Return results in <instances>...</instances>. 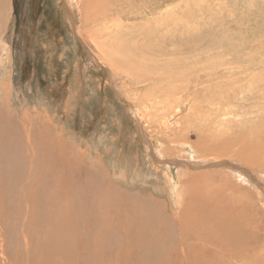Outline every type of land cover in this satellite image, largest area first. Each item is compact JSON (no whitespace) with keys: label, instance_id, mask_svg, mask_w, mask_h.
<instances>
[{"label":"rangeland","instance_id":"1","mask_svg":"<svg viewBox=\"0 0 264 264\" xmlns=\"http://www.w3.org/2000/svg\"><path fill=\"white\" fill-rule=\"evenodd\" d=\"M90 4L94 12L92 17ZM65 6L73 15L72 22L62 0H0V85L3 86H0V150L7 146L5 149L8 152L3 154L0 151V163L7 160L5 164L12 167L10 162H14V158L19 160L18 152L23 148L21 172L3 178L0 164V264H43L44 261L52 264L54 258L59 259L51 242L48 245V248L51 245V251L46 252L41 248L42 239L52 235L51 231L44 230L45 226H53L52 220L59 215L39 204L40 195L45 192L42 180L46 174L42 175L37 170L47 164L46 160L50 157L48 154V157L45 156L44 146H39L43 144L52 145L53 154L57 157L59 152L57 159L68 161L71 171L75 172L78 167L77 174L68 176L70 182L67 188H70L72 182L79 185L75 190L78 201L77 198L74 200L73 193V199L68 203V213L74 220L77 219V225L80 221V237L77 236L78 240L72 239L70 233H66L70 245H75L74 249L77 250L74 252L71 248L70 251L69 242H66L63 251L66 264H94L102 258L110 259L111 253L104 248L109 240L111 247L108 246V249H112L114 241L111 236L116 240L115 247L123 253L121 255L127 258L130 255L129 259L126 258V264H134V260H140V257L134 259L133 256L138 253L132 255L125 252L127 248L138 252L147 241L150 244L152 239L161 240L163 237H170L168 239L174 241L172 234L187 237L190 229L193 234L190 233L189 241L195 244L202 241L201 244L211 252L212 248L215 249L214 245L210 247L199 236L202 235L199 220L191 222L189 211L180 215L182 197L179 196L182 191L178 196L177 186L180 180L190 179L189 173L184 169L179 170L173 163L167 168L165 163H159L165 159L160 151L163 140L160 143L157 140L169 136L173 126L180 130L183 125H191L187 132L196 129L201 123L199 121H204V118L201 116V107L198 112L194 109L204 100L208 101V105L209 100L218 105H227L226 113L230 114L219 120L233 127L246 126L247 130L252 125L254 132L264 137V0H91L90 3L89 0H68ZM84 6L90 15L85 27L82 26L81 15ZM98 14L108 18L109 22L119 19V22L128 25H113L107 32L101 26L106 21ZM91 22L96 23L90 27ZM87 26L90 27V35L100 32H103L102 36L106 35L101 39L106 50L112 55L115 52L114 57H119L122 49L132 51L136 48L133 56L130 52L123 56L126 64L122 59L114 60L117 65L127 70L129 68L132 73L136 72L133 65L143 63L141 58H149L141 50L142 46L145 47L151 55L149 61L141 64L146 74L142 76L140 69L135 73L136 78L123 75L112 82L114 71L108 62L99 57L101 45L96 48L93 42L86 39L84 28ZM79 32H82V38ZM167 64L177 69L179 74L189 73L192 80H202L198 86L195 82L190 83L193 96L187 97L184 92L160 96L156 92L155 85L148 78L152 72ZM220 64L222 67H217ZM214 69L217 74L213 77L211 72ZM222 69H228L233 75ZM163 102L170 105L165 116L157 118L156 114L151 113L150 117L147 115V106L153 103L160 106ZM205 108L212 112L216 109L210 105H205ZM192 110L194 115L190 113ZM174 115L177 117L174 118ZM223 126L227 127V124ZM56 138L60 139L54 142ZM189 139L194 141L195 137L189 136ZM9 140L11 151H7L10 149L6 143ZM167 145L171 147L168 153L176 147L174 144ZM176 153L177 161L179 157L190 159V163L195 166L189 168L190 172L201 170L202 175V171L208 170L204 167L208 162L203 159L199 163L198 154L188 145L177 148ZM8 157H11L10 160ZM38 159L41 163H37ZM57 168L55 163V181L58 180ZM224 170V174L230 176V180L223 178L227 183L225 187L228 198L236 195L241 188L247 189L246 192L250 194L247 201L235 206L237 212H228L234 213L232 217L235 216L229 220V226L232 222L231 228L241 229V234L249 236L244 247L247 252L240 258L235 256L237 262L241 260L240 264H264V176L257 175V183L246 175L227 168ZM34 171L37 175H33ZM250 176L255 177L253 173ZM105 181L107 183L104 184ZM89 182L94 183V188H90V184L82 187V183ZM90 190L93 193L89 208L86 200ZM133 196H137V199ZM102 199L104 205L101 204ZM143 201L159 208L162 217L172 220L162 227L135 219L136 212H128V209L150 207ZM114 205L119 210L112 212ZM197 206H200L197 212L201 222L212 225L208 216L210 209ZM35 209L36 214L32 217ZM99 209L103 210L100 212ZM63 211L64 208L61 213ZM50 213L55 215L48 217L52 221L51 225H33V221L41 222L42 217ZM96 213H102L101 223L94 222L95 219L102 220ZM110 222L111 233H107V223ZM184 227L186 230L188 228V232ZM247 227L255 230L249 231ZM212 235L214 239L217 236L215 232ZM193 236L196 237L192 239ZM66 240L59 239L61 242ZM230 247L235 251L239 249L236 246ZM144 252L151 256V251ZM213 252L223 257L218 249ZM106 254L108 257H105ZM246 255L248 258L244 257ZM198 256H193L196 261L201 258ZM142 261L139 263L145 264L148 259L143 257ZM224 262L226 264V259ZM150 263L158 264L159 259Z\"/></svg>","mask_w":264,"mask_h":264},{"label":"bare ground","instance_id":"2","mask_svg":"<svg viewBox=\"0 0 264 264\" xmlns=\"http://www.w3.org/2000/svg\"><path fill=\"white\" fill-rule=\"evenodd\" d=\"M62 2H63L64 7H66L65 5L68 4V0H62ZM90 2H91V0H89V3ZM2 7H4V5H2ZM2 7H0V8L2 9ZM86 8L87 7H85V6L83 7V13L81 14L83 16V20H82V22H83L82 26L83 27H85L88 24V15L89 14H88ZM68 10L69 9L66 7L65 12H68ZM90 12H91V17H92L94 15L92 4H90ZM9 14H10V12H9ZM98 15H100L99 17L103 18L106 21V23L101 24V26L104 27L107 32L109 31L110 26L112 27L113 25H128V24H124L125 22H119V19H116V20L112 19V21L109 22L108 18L103 17L101 14H98ZM72 16H73L72 13L68 12V17L70 18L71 22L73 19ZM92 20H93V18H92ZM170 20H173V19H170ZM95 23L96 22H91L90 27H92ZM107 23H109V24H107ZM129 25H132V24H129ZM90 27L87 26L86 29L84 28L85 37H86V39H88L89 42H93L95 44L96 48H99L98 45H101L102 50H100V49L98 50L99 54L101 55L99 57L101 59H103L104 61L108 62L109 66L113 69L114 75L112 74L113 77L111 76L112 82H114L117 77H122L123 75L130 77V78H133V77L136 78L135 73L138 72L140 69H141V75L142 76H144L146 74V72L142 69V65H143V63L150 60L151 55L148 53V51L146 50L145 47L142 46L141 50L144 52V55L148 56L149 58H147V60H143V58H141V61H143V63H139L138 66L133 65L134 69H136V72L132 73L129 70V68L127 70L124 68V66L120 67L119 65H117L116 62H114V60H121L127 52H130V54L133 56V52H135L136 48L132 51H130L126 48L122 49L120 52V56L114 57L115 52L112 55L108 49L106 50V45L101 39L102 37H105L106 35L102 36L103 32H100L97 35H90L88 33V29ZM78 31H79V29H78ZM94 31H97V30L94 29ZM82 32H79L80 34H78L79 36H81V38H82V34H81ZM140 56H141V54H140ZM212 56L213 55H211L210 57L212 58ZM93 57H94V59H96V57L94 55H93ZM132 60H134V59H132ZM122 61L125 62L126 59H122ZM213 63L214 62H212V64ZM125 64H126V62H125ZM125 64H123V65H125ZM121 66H122V64H121ZM217 67H222V65L220 64ZM209 68H211V67H209ZM215 69L213 70V72H211L213 77L217 74V73H215L216 72ZM219 69H221V68H219ZM207 70H209V69H207ZM223 71H227L228 74H231V73H229L231 71H229L228 69H225ZM177 72H178L177 69L172 68L167 64L163 68H160L157 71L152 72L148 79L151 80L152 83L155 85V90L157 93L160 94V96L170 95V94L174 95V94H178V93H182V92H184L187 97L193 96L190 93V83L195 82L196 85L198 86L199 84H201L202 80H200L199 78L192 80V76L191 75H190L191 77L188 76L189 73L179 74ZM207 73H209V72H207ZM231 75H233V73ZM227 76H229V75H227ZM226 78H228V77H226ZM0 86H2V85H0ZM6 89H5V91H6ZM205 101L206 100H204V103L203 102L199 103L200 106H198L197 108L194 109L195 112H198L200 110V107H201V110L203 112V114L201 116L204 118V121H202V119L200 118L201 121H199V122H201V123L197 125L196 129H194L193 131L187 132L186 130H189L191 128V125L190 126L183 125V127L180 130H177L174 126L173 127L171 126L172 127L171 128L172 133L169 134V136H166V137H163V138L157 140V141H159V143H160V141L163 140L162 141L163 147H162V150H160V151L162 152V155H163V156L162 155L161 156L165 159L164 162L161 161L159 163H161V164L165 163L164 164L165 168H167L169 165H171L170 163H173L174 165L179 167V170L184 169L187 173H189L190 179L184 178V179L180 180L181 184H180V182H178L179 184L177 186V189L179 190V192L177 193L178 196L180 194V191H182V195L180 194L181 196H179V197H182V202H181V204H179V205H181L180 215L183 216L186 211H189L190 215H191V222L192 221L196 222L197 220H199V223H201L200 228L202 231V235H199V234L198 235L200 236V238H202V240L206 244L210 245V247L214 245L215 249H218L221 252V254L223 255V257L220 256L218 254V252H217V254H218V256H217L216 253L213 252V250H215L214 248H212L211 252H208L207 248L201 244L202 241H200V243H198V244H195V243H192V241H189L190 240V233L192 232V234H193V231H191V229H190L189 230L190 233H188L187 237H184L183 234H182L183 236L181 234L178 236L176 233L173 232L174 234H172V235L174 237H172V238H173V240L175 239L174 241H170L168 239L170 237H163L161 240L160 239H152L153 242L150 244H149V241H147L144 245L141 246L142 250H139L138 252H135L134 249H131V248H127L126 250H124L125 252H127V251L130 252L132 255L134 253H138V254H135V256H133L134 259L139 256L140 260L142 261V258L144 257L145 260L148 259V262H146V263H150L152 261L159 259L158 264H225L224 259H226V264H231V262H233L235 264H240L241 260L238 259L239 261L237 262V257L240 258V256L245 255V252H247L244 250V247H245V244H246L249 236L246 237L245 235L241 234V231H240L241 229H236V227L231 228L232 222L230 223L231 226H229V224H228L230 222L229 220L234 219L235 216L232 217V215L234 213L230 214L228 212L230 210H234L235 212H237L235 209V206H239L242 202L247 201L250 198L249 197L250 194L248 192H246L247 189L241 188V190L240 189L238 190V193L236 195H234V196L231 195L228 198L226 196L227 189L225 187L227 185V183L225 180H223V178L226 180H230V176L226 175V173L224 174V171H225L224 168H227L230 171L240 173L241 175H246L248 178H251L252 182L256 181L255 179H256L257 175L258 176H264V142L259 141V140H264V137L258 136V134H256L254 132L252 125H250L249 129L247 130L245 125H244L245 127H243V125H237V126L233 127V125H229L228 123H224V120H222V121L219 120L218 118H223L224 116H227L230 114V112L226 113L227 105L226 104L218 105L217 102L214 101L215 103H213L212 100L211 101L209 100V102H210L209 105L213 109L216 108L215 111L212 112V111H209L205 108V105L209 106L208 101H206L207 103H205ZM155 102H158V101H155ZM178 102L179 101H177V103ZM161 104L162 105L157 106L153 103V104H150L149 106H147L146 107L147 115L150 117L151 113H152L151 115L156 114L157 118L165 116L166 112L168 111V107L170 105H168L165 102H163ZM178 107L179 106L177 104L176 108H178ZM194 111L192 110L190 112L191 115H194ZM175 117H177V115H174V118ZM6 121H8V120H6ZM154 124H155V122H154ZM211 124H216V125H211ZM224 124H227L228 128L224 127L223 126ZM206 125L209 127H207ZM154 126H156V125H154ZM247 128H248V126H247ZM235 132H237V133H235ZM188 134H190V135H188ZM28 135H30V133ZM142 136H143V134H142ZM189 136L195 137V140L190 141ZM59 139L60 138H56L54 140V142H57ZM146 140H147V136H146ZM9 142H11V140L6 142L7 145L10 147V149L7 151H11L12 145ZM167 144H172V145L174 144L176 147L174 150H172L170 153H168V151L171 150V147H169V145H167ZM186 144L189 147L193 148L194 151H196V154H198V159H200L199 163H201V161L203 159L206 162H208L204 166L205 168H208V170L202 171L203 172L202 175L200 174L201 170L196 172V173L189 171L190 167H195L192 163H190V159H188L186 157H184L185 159H183V157L182 158L179 157V161H177L176 158L178 157V153H176V149L181 148V147H186L187 146ZM1 145H3L2 142H1ZM39 146H41V147L44 146L46 157H48L47 154L50 155V157H49L50 159L47 158V160H46V158L44 157L47 164H45L44 166H41V168L37 170V172L42 174V175L46 174V175H43V180H42L44 183V186H45V192L40 195L39 204L41 203L42 205H45L48 210H51L53 212H57L59 214L56 216L57 218L55 220H52L53 226H51L49 228L45 226L44 230L45 231H51L52 235L50 234L51 237L48 239H42L43 246H41V248L43 247V250H46V252H47V250H50L49 248L51 247V245L49 246V248H48V245L51 242L54 250H56L55 251L56 255L59 257V259H57V260H55V258H54L52 264H66L67 263L66 258H65L64 253H63V251H65V248L67 246L66 242H67V244L69 242L66 233L69 232L70 233L69 236H71L72 239L76 238L77 240L79 239V238H77V236L80 233V231H79L80 221H78V225H77L75 222L77 219L74 220V218L70 215V213H68L69 212L68 211V203L70 200L73 199L74 194H75L74 200H76V198H77V201H78V196L76 195L75 190L77 191L79 185L77 186L76 182L75 183L72 182L70 188H67V186L69 185L68 182H70V181H68V179H69L68 176L73 175V174H77L78 173V171H77L78 167H76L75 172L71 171L72 168L68 165V161L63 162L64 160L61 161V160L57 159L59 156V152H58L57 157L53 154L54 147H52V145L43 144V145H39ZM6 147L7 146H5V148ZM5 148H2L0 150V151H2L3 154L8 153V152H6ZM22 150H23V148H22ZM22 150L18 152V155L20 157L19 160L22 159V152H23ZM12 152H13V150H12ZM43 152H44V150H43ZM181 155H183V154H181ZM10 158H9V160H10ZM14 159H15L14 162H12V163L10 162V165L12 164V167L15 170L12 169L11 166L6 165L7 160H6V162L2 161V163H0L1 164V170L3 172V178H6L7 176H10L11 174H15V172L18 173V171L21 172L20 169H22V163H23L22 160L23 159L21 160V163H19L18 159H16V158H14ZM40 159L37 160L38 161L37 163H41ZM16 160H18V162H15ZM45 160H44V162H45ZM56 160H57V162H56ZM44 162H43V164H44ZM258 162H262V163L259 164ZM55 163H57V165H58V168L56 170V171H58V180L56 178L57 181H55V177H54ZM2 164H4V165L2 166ZM37 167H39V166H37ZM23 172L24 171L22 170V173ZM250 173H253L255 177H251ZM33 175H37L35 173V171H34ZM199 175H201V177L197 178V176H199ZM40 176H39V178H40ZM10 177H12V176H10ZM13 180H15L14 177H13ZM256 182L258 183V181H256ZM105 183H107V182L105 181L104 184ZM88 184H90V188H94L92 186V185H94L93 182L82 183V187L85 185H86L85 187H88L89 186ZM101 184H103V183H101ZM195 188H197V191H195ZM102 189H104V188H102ZM34 190L36 191V189H34ZM81 192H83V191H81ZM104 192H106V191H104ZM200 192H202V193H200ZM92 193H93L92 190L88 191V193H87V195H88V199L86 200L87 201V207L92 205ZM85 197L86 196H84L83 198H85ZM133 198L137 199V196H133ZM97 199H99V198L97 197ZM94 200H96V199H94ZM231 200L233 202H231ZM108 201L109 200H107V202ZM103 202H104V199H102V201H101L102 205H104ZM94 203H96V202H94ZM114 203L115 202H113V204ZM144 203H146L145 205H150V207H146L144 209H137V210L133 209V208H129L128 212L135 211L136 212L135 219H141L142 223L153 222V223L158 224L159 226H162V227H164L168 221L172 220V218L166 219V218L162 217L161 213L159 214V212H160L159 208H156L151 203H149V202H144ZM225 204H227V205H226V208L224 210ZM129 205H127V206H129ZM197 205H202L203 207L206 206V209H210V212H209L210 215H208V216H210L209 221L213 226L212 225L208 226V225H205L204 222H201L200 216L198 218V215H200V214H198V212H197V210L200 206H197ZM249 206H250V204H249ZM130 207H131V205H130ZM242 207H243V205H242ZM251 207H252V205H251ZM63 208H64V211H63V213H61V210ZM107 209L109 210V208H107ZM91 210L93 211L94 209H91ZM95 210H96V208H95ZM100 210L101 209H99V211ZM118 210L119 209L117 208V206H115L112 209V212L118 211ZM202 210H203V212H205L204 209H202ZM246 211H248V208ZM102 213H98V214L96 213L102 220L99 221V220L94 218L95 223H101L103 221ZM144 213H147L148 215H145ZM196 213H197V216H196ZM35 214H36V209H35V212H34V210L32 211V217H34ZM240 214H242V213H240ZM248 214H250V213H248ZM52 216H55V215L50 213L48 216H46V215L43 216L42 217L43 219H41V222H39L40 220L33 221V219H32V221L34 223L33 225L35 226L36 223L37 224L38 223H40V224L44 223V225H51L52 221L49 218H51ZM105 216H106V214H105ZM60 217H62V218H60ZM254 218H255V216H254ZM110 220H111V218H110ZM247 220H248V218H247ZM105 222L103 224H105ZM185 222H186L185 224L187 225L188 224L187 220H185ZM207 222H208V220H207ZM107 224H108L107 225L108 228H107L106 232L111 233V222L107 223ZM234 224L235 223H233V226H234ZM254 224H255V222H254ZM97 226H98V224H97ZM97 226H95V227H97ZM198 226H200V225H198ZM39 228H41V227H39ZM85 228H87L89 230V228L87 226H85ZM91 228H92V226H91ZM42 229H43V227H42ZM42 229H41V231H42ZM233 229H236V230H233ZM247 229L249 230V227H247ZM185 230H186V228H185ZM251 230H255V229L253 228ZM251 230H249V231H251ZM91 231H90V233H91ZM186 232H188V228H187ZM213 232H215V234H217L215 239L213 238L214 236L212 235ZM93 233H95V232H93ZM101 234H102V232H101ZM195 235L197 236V234H195ZM88 236H90V235H88ZM196 236H193L192 239H194ZM78 237H80V236H78ZM111 237L113 238V241H114V243L112 242L113 245L111 244L112 249L111 248L108 249V246H110L109 240L107 241V244L105 245V248H104L105 251L108 250V252L111 253V258L110 259L109 258L108 259L102 258L100 260L95 261L94 264H126L127 256L121 255V253H122V252H120L121 250L118 251V249L115 247L116 246L115 238L113 236H111ZM60 238L63 240H66V238H67V240L65 242L64 241L61 242V241H59ZM96 241H98V240H96ZM78 242H80V241H78ZM172 242H174V244L177 243V245L175 246ZM87 243H88V241H87ZM87 246L90 248L89 245H87ZM230 246H236L239 249H237L238 251L236 250L237 251L236 252L235 249L231 248ZM74 247H75V245L72 246V245H70V242H69L68 249L69 250L71 248L74 249ZM83 247H84V245H83ZM75 249H74V252L77 251ZM97 249L99 250V247ZM110 249H111V251H110ZM92 250H94V249H92ZM196 250H198V251L193 252ZM105 251H103V252L105 253ZM144 251H147V252L151 251V256L148 255ZM78 253H80V252H78ZM72 254H68V255L71 256ZM194 254L199 255L201 258L196 261L195 257H193ZM91 255H93V254H91ZM120 255H121V257H120ZM129 256L130 255H128L127 259H129ZM199 256H198V258H199ZM235 256H237V257H235ZM105 257H108L107 254ZM244 257L248 258V255H246ZM100 258H101V256H100ZM222 258H223V260H222ZM4 259H5V256H4ZM201 259H203V263L201 262ZM72 260H76V259H72ZM140 260H134L135 261L134 264H140L141 263V262L139 263ZM228 260H230V262H228ZM242 260H243V258H242ZM84 261H86V260H84ZM87 262H89V261H87ZM248 263H250V262H248ZM43 264H48V263H46L44 261ZM49 264H51V262ZM88 264H90V262Z\"/></svg>","mask_w":264,"mask_h":264}]
</instances>
